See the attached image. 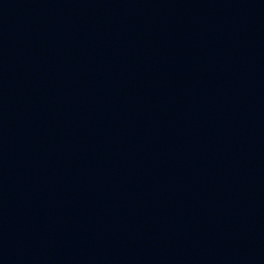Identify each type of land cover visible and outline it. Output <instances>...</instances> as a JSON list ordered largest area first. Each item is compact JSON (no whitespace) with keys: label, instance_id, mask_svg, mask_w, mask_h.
Returning a JSON list of instances; mask_svg holds the SVG:
<instances>
[{"label":"water","instance_id":"1","mask_svg":"<svg viewBox=\"0 0 264 264\" xmlns=\"http://www.w3.org/2000/svg\"><path fill=\"white\" fill-rule=\"evenodd\" d=\"M0 264H264V0H0Z\"/></svg>","mask_w":264,"mask_h":264}]
</instances>
